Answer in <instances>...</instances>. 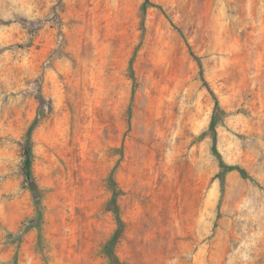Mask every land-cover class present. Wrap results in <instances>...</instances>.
Here are the masks:
<instances>
[{
    "label": "rangeland",
    "instance_id": "obj_1",
    "mask_svg": "<svg viewBox=\"0 0 264 264\" xmlns=\"http://www.w3.org/2000/svg\"><path fill=\"white\" fill-rule=\"evenodd\" d=\"M214 148L253 179L221 194ZM116 230L121 264H264V0H0V264H110Z\"/></svg>",
    "mask_w": 264,
    "mask_h": 264
},
{
    "label": "trees",
    "instance_id": "obj_2",
    "mask_svg": "<svg viewBox=\"0 0 264 264\" xmlns=\"http://www.w3.org/2000/svg\"><path fill=\"white\" fill-rule=\"evenodd\" d=\"M146 3H148V2H145L142 5L143 14L145 13V10H146ZM194 58H195L197 65H198L201 82H202L204 88L209 93V95L213 101V109H212V113H211V117H210V121H209L207 130L209 133H211L212 137L215 138L216 126L224 118L225 111L220 106L219 100H218L215 92L210 87L208 81L205 79V77L203 75V68H202V63H201L200 59L197 56H194ZM40 93H41L40 90H38V93H36V94H40ZM32 130H33V123L30 124L25 131V145L23 148L24 171H25L24 174H25V177L27 179H29L31 174H32V145H31ZM213 153L217 159L218 167H219V172L217 173L216 176L219 179V187H220L221 194L224 191L225 175L230 171L238 172V174L243 178H246L249 180L253 179L252 176L247 172V170L245 168L238 166V165H231V164L225 163L215 148L213 149ZM109 183L113 189V196L118 195L119 189L117 188V183L112 176H110V178H109ZM111 204H112V209H113L118 221L121 223L122 220L118 214V206L116 204V201H114V199H113L111 201ZM120 227H121V224H120ZM118 233H119V230H116L115 233L113 234V236L107 241V243L105 245L106 253L108 255L110 264H121V262L118 259V256L115 254V251H114L115 240L117 238Z\"/></svg>",
    "mask_w": 264,
    "mask_h": 264
}]
</instances>
